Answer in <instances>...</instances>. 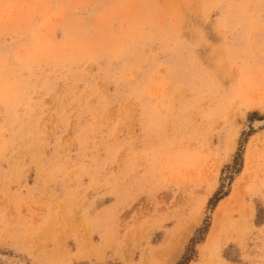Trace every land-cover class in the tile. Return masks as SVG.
Wrapping results in <instances>:
<instances>
[{"label": "rangeland", "instance_id": "obj_1", "mask_svg": "<svg viewBox=\"0 0 264 264\" xmlns=\"http://www.w3.org/2000/svg\"><path fill=\"white\" fill-rule=\"evenodd\" d=\"M9 4L0 264H166L194 217L173 264H264V47L217 22L261 0Z\"/></svg>", "mask_w": 264, "mask_h": 264}, {"label": "snow or ice", "instance_id": "obj_2", "mask_svg": "<svg viewBox=\"0 0 264 264\" xmlns=\"http://www.w3.org/2000/svg\"><path fill=\"white\" fill-rule=\"evenodd\" d=\"M16 7L15 5H0V22H3V11L2 9L5 8H12ZM42 7H47L50 9L59 10L62 7L63 8H70L71 5H61L59 3L54 4H48V5H42ZM101 7H106L101 5ZM159 7V5H157ZM226 6L219 3H213V4H204L203 8L208 15H211L212 13H218L221 12ZM237 9H241L246 7V5L240 4L235 6ZM261 11L259 15L258 21L253 19V16L251 13H248L247 15L243 16H235L232 18V20L228 23H222L223 21V15L217 16V22L220 25L219 31L224 34L227 32V29L229 26H232L234 29L238 28L243 32V36L240 38L233 39L232 43L233 45L239 44L241 47H243L245 44H247L249 41H255L261 45V47H264V0H261L260 5ZM257 24L259 25V31H256ZM87 27L82 28L81 31H87ZM224 39L226 40L227 37L224 36ZM151 82H146V86L150 84ZM34 93H32L30 96L25 97V95L19 91L13 93L11 90H8L3 93L4 96V106L8 108L11 111L16 112L19 114L20 110L30 106L31 104L35 103L34 100ZM14 96V100L10 102V98ZM27 100V103H26ZM261 111H264V105H261ZM241 113L240 115H242ZM195 219V217H194ZM168 264H173V262L169 261Z\"/></svg>", "mask_w": 264, "mask_h": 264}, {"label": "bare ground", "instance_id": "obj_3", "mask_svg": "<svg viewBox=\"0 0 264 264\" xmlns=\"http://www.w3.org/2000/svg\"><path fill=\"white\" fill-rule=\"evenodd\" d=\"M243 208V207H242ZM243 210V209H242ZM244 212V211H243ZM197 214V213H196ZM249 214V213H248ZM194 217V216H193ZM229 217V216H228ZM232 218V217H231ZM194 218H191L190 220H193ZM222 219V218H221ZM225 219V218H224ZM189 220V221H190ZM230 221V220H229ZM188 223H191V222H188ZM197 223V220H196V217H195V219L193 220V222L188 226V230H187V233H188V235H189V233H191V230H192V228H193V226L195 225ZM233 224H234V222H233ZM215 226H217V225H215ZM215 226H213L212 227V229H211V231H210V233H209V240H211L214 236H213V234H214V232H215V229H216V227ZM186 228V227H185ZM217 228H218V226H217ZM187 229V228H186ZM185 229V230H186ZM185 230L184 231H182V234L184 235V233H186L185 232ZM216 230H218V229H216ZM183 235H179L178 236V240H176L177 241V245L175 246V244H174V247L173 246H171V248H173V249H169V252L166 254V256H165V254L164 253H162V255L164 254V256H165V259H163V263H168L169 261H171V262H174L175 261V259L180 255V253H181V251H182V246H183V243H184V241H185V238L188 236L187 234H185V235H187V236H185L184 235V237H183ZM180 236H182L183 237V239H181V241L179 240V238H180ZM175 241V242H176ZM178 241H180V242H178ZM170 248V247H169ZM167 248H166V252H167ZM165 251V250H164ZM161 255V254H160ZM161 258H162V256H160ZM161 260V259H160Z\"/></svg>", "mask_w": 264, "mask_h": 264}, {"label": "trees", "instance_id": "obj_4", "mask_svg": "<svg viewBox=\"0 0 264 264\" xmlns=\"http://www.w3.org/2000/svg\"><path fill=\"white\" fill-rule=\"evenodd\" d=\"M184 259L186 260V258L184 257ZM182 261L178 262L177 264H181Z\"/></svg>", "mask_w": 264, "mask_h": 264}]
</instances>
